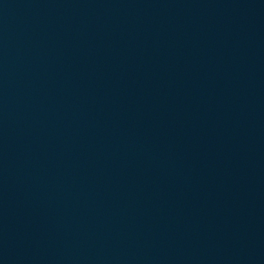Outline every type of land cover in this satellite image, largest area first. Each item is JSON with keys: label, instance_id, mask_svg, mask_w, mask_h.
<instances>
[{"label": "water", "instance_id": "water-1", "mask_svg": "<svg viewBox=\"0 0 264 264\" xmlns=\"http://www.w3.org/2000/svg\"><path fill=\"white\" fill-rule=\"evenodd\" d=\"M0 264H264V0H0Z\"/></svg>", "mask_w": 264, "mask_h": 264}]
</instances>
